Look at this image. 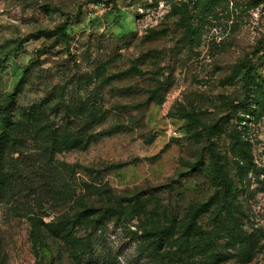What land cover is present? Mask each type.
<instances>
[{"label": "rangeland", "instance_id": "1", "mask_svg": "<svg viewBox=\"0 0 264 264\" xmlns=\"http://www.w3.org/2000/svg\"><path fill=\"white\" fill-rule=\"evenodd\" d=\"M12 96L0 264H264V0H0Z\"/></svg>", "mask_w": 264, "mask_h": 264}, {"label": "trees", "instance_id": "2", "mask_svg": "<svg viewBox=\"0 0 264 264\" xmlns=\"http://www.w3.org/2000/svg\"><path fill=\"white\" fill-rule=\"evenodd\" d=\"M40 37H45L47 39H53V41L50 45L51 47H55L60 43L65 44L68 42V36L66 34V28H65L64 23L57 25L53 29L40 30V31H37L34 33H29L24 38V40L26 41L30 38H40ZM42 52H44V49L38 50V54H40ZM239 67H240V71H239V75H238V80L241 83V86L248 88L250 77H251V74L253 71V66L249 63V61H243L240 63ZM15 90L17 91L18 88L16 87ZM159 91L160 90H156L155 92H153V94L150 95L151 98H156V100H157V97L160 94ZM13 98L14 97L12 96L9 99V101H7L5 104L0 105V156L3 153V149L6 146L10 145L9 142L11 140H14L12 126L15 122L12 121V119H11V113H10L11 109L9 108V105H11L14 102ZM48 145H50L49 152L52 154L51 151H54L57 148V146L59 145V143L55 139V137L52 135L51 139H50V143ZM45 167H46L45 163L38 162V164L35 167H33L32 174L34 176H37L40 174V177L43 181L50 179V177H48V175L46 173L47 169ZM219 182L222 184L223 189L225 191H227L228 187L225 186V183H224L221 176L219 177ZM122 209H123L122 204H119V205L114 206V207H108V208H103L101 210H97L98 213L96 214V217H95L93 222H96L98 224L102 223L104 218H106L111 211H112V213L113 212H119ZM88 210L86 209L83 212H88ZM95 210L96 209H93V212ZM75 223H76L75 220L72 221L71 219H67V220H63L62 224H60V223L58 224L55 222H49V223H43V224H44L45 228L47 229V230L45 229L46 231H50V233L52 232V234H55V232L59 233V231H51L49 229V226L55 227V230L57 229L58 226L61 227L62 229L67 228L69 230H67L66 233H68V232L73 231L75 229ZM37 231L40 232L39 226H37ZM40 243H41V241H40Z\"/></svg>", "mask_w": 264, "mask_h": 264}]
</instances>
